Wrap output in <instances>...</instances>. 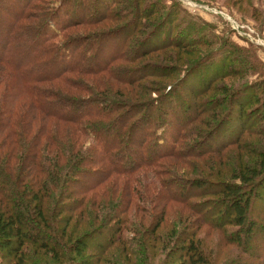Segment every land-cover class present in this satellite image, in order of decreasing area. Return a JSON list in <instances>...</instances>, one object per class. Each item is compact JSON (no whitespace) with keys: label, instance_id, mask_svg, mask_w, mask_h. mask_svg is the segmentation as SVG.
Here are the masks:
<instances>
[{"label":"trees","instance_id":"trees-1","mask_svg":"<svg viewBox=\"0 0 264 264\" xmlns=\"http://www.w3.org/2000/svg\"><path fill=\"white\" fill-rule=\"evenodd\" d=\"M140 1L0 0V257L13 258L14 264H31L23 258L28 250L24 246L32 245L40 252L34 259L38 264L47 256L54 264H89L84 260L85 250L92 246L89 240L93 247L107 250L123 242V231L137 232L124 221L126 207L133 204L142 212H153L152 203L180 202L194 217L185 229L172 228L174 238L163 264H206L208 254L202 238L206 240L208 235L218 239V246L239 249L223 264L228 258L230 264H264V214L259 209L254 212L257 201H264L263 147L259 148V159L250 165L229 168V181L216 179L204 184L196 183L200 181L197 178L180 186L162 178L168 174L163 168L164 158L184 163L187 158H213L214 162L225 155L228 146L223 148L222 144L213 149L211 137L195 146H182L183 139L198 135V128L192 126L184 137L187 125L195 122L196 115L206 114V118L216 120L222 114L217 107L224 100L205 98L213 86L200 88L198 96L203 97V103L180 96L176 92L184 93L180 85L163 91L160 98L158 94L154 101H149L151 96L143 98L142 93L127 97L119 88L99 93L88 86L89 78H98L108 89V80L140 86L146 92L156 89L159 93L164 89L158 80L151 85L141 83L143 79L159 77V63L150 65L146 76L143 69H112L122 59L131 62V56H125V48L156 26L144 20L150 10L142 12ZM115 3L125 5L119 14L112 8ZM156 5L159 9L158 2ZM129 14H134L135 19L127 36L120 31L111 34L91 30L102 18L124 21ZM127 25L128 22L122 30ZM81 27L88 28L77 31ZM157 33L158 29L146 38L149 43L145 49L159 47L156 38L152 39ZM118 35L121 39L117 50H104L110 44L108 40ZM136 52L142 55L141 51ZM205 70L198 63L184 72L201 74ZM198 79L202 82L203 76ZM79 92L88 96L79 97ZM232 96L228 93L227 100ZM255 96L245 104L237 99L239 118L245 115L242 106L250 104ZM26 99L29 106L23 102ZM251 130L249 127L244 133ZM84 138L89 145H83ZM129 153L135 157H127ZM102 160L111 165V172L102 170L92 183L72 189L79 176L92 173ZM214 173L220 178L221 172ZM108 182L112 184L105 188L110 194L115 191L117 197L111 198V205L106 208L103 196L96 191ZM192 187L203 189L213 199H202L190 206ZM141 204L147 207L141 208ZM83 224H89V232L82 229ZM231 226L234 230L228 233ZM101 231H106L107 237L96 246L92 234ZM255 237L260 245L256 250L249 249ZM67 252L70 255L63 258ZM18 255L23 256L21 262Z\"/></svg>","mask_w":264,"mask_h":264},{"label":"rangeland","instance_id":"rangeland-1","mask_svg":"<svg viewBox=\"0 0 264 264\" xmlns=\"http://www.w3.org/2000/svg\"><path fill=\"white\" fill-rule=\"evenodd\" d=\"M123 1L125 0H121V2ZM157 2L159 3V9H157ZM124 6V4L115 3L112 8L117 10V14H119L120 11H123ZM140 8L142 12L150 10L144 20L156 26L147 29L145 34L137 35L138 37L134 40L133 45L125 48L128 52L125 56L128 59L131 58V62L122 59L114 63L112 69L120 66H123V70L143 69L144 76H146L149 73V66L159 63V77L155 76L151 81L149 77L141 80V83L151 85L158 80L159 87L161 86L164 89H159L161 90L159 93L156 89L153 90L154 92H146L140 86L136 88L118 85L116 81L112 80H108L111 86V89H108L103 80L99 81L98 78L88 79L89 88L96 89L99 93L110 90L115 91L119 88V91L127 97L140 96V93H142L143 98L151 96L149 101H154L158 94L160 98L163 91L180 85L184 93H180L175 89L180 96H188L197 103H203V97L198 96L200 88L212 85V90L207 93L205 98H209V101L224 100L223 105L217 107L222 110V114L216 120L206 118V114H202L200 117L196 115L195 122L187 125L184 137L187 135V130H191L192 126L198 128V135L183 139L182 146H192V144L195 146L203 138L211 137L213 149L222 144L221 147L223 148L228 146L226 151L223 152L225 155H222L221 161L214 157V162L213 158H209V160L207 158L204 160L187 158V163L172 158H164L162 159L165 164L163 168L168 174L162 178L165 182L170 180L174 182L173 185L178 184L180 186L188 184V180L194 181L197 178L200 181H195L196 183L202 182L204 184L208 181H217L216 179L232 180V173H228L229 168L245 163L250 165L252 161L259 159L258 154L261 151L259 148H264V109H262L264 106V84L262 83L264 81V0H142L140 1ZM134 19V14H129L124 21L102 18L91 30L101 31L102 33L111 32V34L113 32L118 34L120 31L121 34L124 32L127 36L129 30L131 33ZM127 22L128 28L122 30ZM156 22H159V24H156ZM87 28L81 27L77 31ZM157 29L159 35L152 37V39L156 38L159 47L145 49V44L149 43L145 41L146 38ZM61 39L64 40L65 36ZM119 39H121V35L109 39L110 44H106L104 50L108 52L117 50ZM144 41L146 43H142ZM169 42L171 46L168 44ZM123 46H125V43H123ZM161 47L164 49L160 50ZM183 47L186 48L183 50L181 49ZM136 51H141L142 55L135 54ZM145 51L147 53L144 54ZM198 63L199 67L206 68L203 73L188 74L184 72L190 67H196ZM178 68H183V70L178 71ZM120 71L117 70V72ZM201 76H203L202 82L198 79ZM102 77L106 78L107 75ZM189 91H191L190 95ZM72 92L76 93L74 90ZM230 92L233 93V96L227 100V94H230ZM253 94H256L255 98L250 104L242 106L241 110L245 115L239 118L238 103L245 104ZM85 96H88V93L79 92V97ZM256 98L259 101H256ZM237 99L240 100L238 103ZM23 102H26L28 106L30 104L27 99ZM197 103L196 107L198 106ZM200 105L202 108L207 107L205 104ZM197 108L201 112V108ZM88 119L91 118L86 120ZM171 119L173 120V118ZM209 119L212 120H210L209 125H206ZM249 127L252 130L244 133ZM196 139L198 141H195ZM83 141H85L83 145H89L87 138H84ZM127 157L133 158L135 156L133 153H129ZM101 165L96 167L92 173L79 176L78 180L73 183L72 189L77 188L80 184L92 183L94 179H98L102 170L111 172V165L107 164L105 160L101 161ZM218 169L221 170L218 171ZM161 170L162 168H160V172ZM216 171L221 172L220 178H217L214 173ZM115 178L112 177L111 179L115 180ZM121 181L122 179L118 182ZM111 184L108 182L96 191V194L101 193L103 196L106 208L110 207L111 198L115 199L117 197L115 191L110 194L108 189L105 188V186L110 187ZM208 184H206L207 188L210 187ZM203 194V189L192 187L189 196L190 206L202 199H213L211 194ZM179 203H167V205L152 203L151 209H153V212H142L136 209L133 204L128 208L126 207L124 221L130 228L137 229V232L123 231L121 237L123 242L115 243L107 250L99 246L105 242L107 232L101 231L92 234L96 246L99 247H93V242L89 240L88 242L92 246L85 250L84 260L89 264H163L165 252L172 245L174 238L171 236L172 228L176 227L177 231L181 228L185 229L194 217V214L187 207ZM140 207L146 208L147 206L141 204ZM256 209L264 214V201H257L254 212H259ZM163 211L165 212L164 218ZM82 229L89 232V224H83ZM232 230H234L232 226L228 227V233ZM203 232H206V230L203 229ZM202 234L200 233V235ZM205 238L206 240L202 238V241L205 247L204 252L208 254L206 264H223L228 256L239 252V249L232 245L218 246L216 244L218 239L211 237V235L205 236ZM159 239L165 240V243ZM224 241L228 243L226 239ZM159 242H161V245ZM251 242L249 249L256 250V246L260 245L258 237H255ZM26 248L28 249L26 252L28 256L26 254V258H23V256L18 255L21 257H18L19 260L23 258L33 262L31 264H38L34 259L39 256L40 252L32 245L24 246L25 250ZM69 255L70 252H67L62 256L67 258ZM43 258L45 261L42 264H54L49 261L48 256ZM230 261L231 258H228L226 264H230ZM14 263L13 258L0 257V264Z\"/></svg>","mask_w":264,"mask_h":264}]
</instances>
